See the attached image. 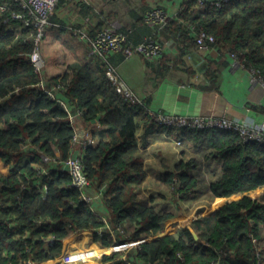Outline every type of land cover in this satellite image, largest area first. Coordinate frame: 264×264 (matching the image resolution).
I'll return each instance as SVG.
<instances>
[{
	"label": "trees",
	"instance_id": "trees-1",
	"mask_svg": "<svg viewBox=\"0 0 264 264\" xmlns=\"http://www.w3.org/2000/svg\"><path fill=\"white\" fill-rule=\"evenodd\" d=\"M1 2L7 6L0 10V21L21 11L12 0ZM198 7L196 0H182L175 15L159 29L144 22L148 8L132 26L139 29L140 39H133L128 29L120 31L133 43L164 34L176 44L180 57L199 46L196 31H206L215 37L209 46L232 54L264 82V0L219 5L207 1L202 9ZM11 24H15L12 29L0 25V163L4 166L0 170V264L55 259L70 235L86 230L103 246H110L113 238L128 243L144 237L135 246L104 254L102 262L107 264H264V202L246 195L194 219L190 226L197 238L188 226L171 227L154 237L175 215L159 212L150 204L152 197L139 195L146 170L136 131L142 124L149 133L157 123L141 103L117 90L100 59L96 64L71 62L60 75L44 78L30 60L35 29L21 27L19 21ZM115 53L120 55L114 58ZM123 58L121 52L107 56L113 66ZM156 61L152 71L157 77L171 68L169 59ZM187 72L192 75L191 69ZM205 75L210 78L212 71L208 68ZM41 79L59 89L72 114L78 113L82 127L99 115L107 124L106 138L86 144L82 156L84 172L105 204L104 216L72 186L62 166L83 142L72 141L76 129L69 113L37 89ZM168 129L180 131L178 138L195 150L172 174H162L170 185L176 177L178 193L207 191L214 199L264 185V143L247 140L234 130ZM42 155L51 160L42 163ZM212 160L218 161L217 169L208 167ZM206 173L211 175L208 182Z\"/></svg>",
	"mask_w": 264,
	"mask_h": 264
},
{
	"label": "crops",
	"instance_id": "crops-1",
	"mask_svg": "<svg viewBox=\"0 0 264 264\" xmlns=\"http://www.w3.org/2000/svg\"><path fill=\"white\" fill-rule=\"evenodd\" d=\"M181 2L182 0L59 1L41 42L43 77L49 79L60 75L71 62L97 63L89 54L87 41L74 34L73 27L82 28L89 36H94L110 22L114 23V20H118L120 29H128L127 32H132L133 39H140L139 29L132 30L137 16L144 14L145 10L151 7H163L174 16ZM107 3L111 5L109 9L105 7ZM13 27L15 24L8 26L10 29ZM159 40L163 44V53L159 58L162 61L169 59L171 65L166 74L157 77L152 71L158 65L157 61L148 62L137 54L129 57L123 55L124 58L115 66L124 86L132 90L140 99L147 101L151 111L182 116L208 115L213 112L217 116L237 119L264 131V82L251 70L244 67L232 54L223 52L215 46L207 48L197 46L180 57L172 39L160 34ZM118 55L120 53H115L112 57L117 58ZM188 68L191 69L192 75H188ZM208 68L212 71L210 78L205 75ZM200 84L205 85V89L200 88ZM100 119L101 117L88 125V130L92 132L96 141L106 138L107 124ZM179 133L178 130L169 131L168 128L161 126L154 127L146 133L142 124L136 131L138 151L142 155L146 170L139 195L142 198L152 197L153 201L150 204L155 208L158 203L165 202L173 203L179 209L182 199L197 198L203 194L210 196V192L207 191L199 192L197 195L189 191L182 195L169 187L170 181L166 175L164 179L162 178L165 171L172 172L181 164L185 155H195L192 144L188 141L182 142L178 138ZM178 140L180 144L177 143ZM202 163L205 165V162ZM207 164L214 169L219 166L218 161L214 160ZM0 170H4L1 163ZM210 178L209 173L204 177L206 182ZM90 191L94 194L98 192L93 186ZM263 193L264 185L244 192H235L229 197L214 198L203 208L212 214L226 201L236 200L245 195L264 202ZM92 206L103 216L107 212L101 196ZM89 232L75 233L71 238L76 236L78 238L75 239H83L80 243H88L86 238L91 243H97L93 240L92 232ZM166 232L163 230L154 237ZM67 242L68 238L64 242L63 251L69 248L67 244L69 245L70 242ZM99 246L103 247L101 244ZM101 253H104V249ZM49 264L52 263L49 261Z\"/></svg>",
	"mask_w": 264,
	"mask_h": 264
},
{
	"label": "built area",
	"instance_id": "built-area-1",
	"mask_svg": "<svg viewBox=\"0 0 264 264\" xmlns=\"http://www.w3.org/2000/svg\"><path fill=\"white\" fill-rule=\"evenodd\" d=\"M20 5L22 11L13 12L10 18L3 19L0 24H9L11 20H19L24 26H31L35 29L34 40L35 47L30 54V59L35 70L41 71L44 61L41 55V41L49 24V17L53 13L54 8L59 0H12ZM198 8L202 9L207 0H196ZM221 1L230 0H213L212 3L219 5ZM6 8V4L0 5V9ZM172 14L163 7H152L145 12L144 22L151 27L159 29L165 26ZM73 32L81 38L87 40L89 44L90 54L96 59L104 62L105 76L109 78L116 86L117 90L124 93L127 97L135 99V95L131 90L124 86L116 73V68L107 60L109 53L114 51L122 52L125 56L139 54L146 60H153L163 53L162 44L154 37H147L139 43L130 42L127 36L117 30V26L112 24L99 31L95 37H89L86 32L81 29L73 28ZM215 37L203 30L196 31V42L202 48H207ZM37 89L48 95L51 99H55L58 104L70 113L69 103L59 95V89L53 86H47L43 80L36 83ZM150 119L158 125L174 128H197V129H224L239 132L247 140H254L264 143V131L255 129L252 126L240 122L237 119H230L224 116H217L211 112L208 115L182 116L178 114H169L160 111H151L147 107ZM71 119L75 118V114L70 113ZM77 139L75 134L73 140ZM93 143V140L87 135V140L83 142L81 148L72 151V154L63 162V167L71 177V184L83 193V198L87 201H94L98 196L89 194L88 188L90 180L86 176L82 163V150L86 144ZM44 161L50 158L42 155ZM136 242L127 243L123 248L131 247ZM85 255L81 251H66L60 257L61 264H81V256Z\"/></svg>",
	"mask_w": 264,
	"mask_h": 264
},
{
	"label": "rangeland",
	"instance_id": "rangeland-1",
	"mask_svg": "<svg viewBox=\"0 0 264 264\" xmlns=\"http://www.w3.org/2000/svg\"><path fill=\"white\" fill-rule=\"evenodd\" d=\"M105 7H106V9H109V7H111L110 3L105 4ZM113 22L119 28L118 20H114ZM177 143L180 144V140H178ZM188 157H189V155H185L184 159L181 161V163H184L186 160H188ZM36 166L38 167V164ZM172 172H174V169ZM172 172H171V174H172ZM207 174L208 173H206L205 175H207ZM176 186H178V182H177V179L175 177L173 185L169 184V187L173 191H176V189H175ZM205 186H206V184H202V188ZM211 200H212V198L207 194H203L201 197H197V198L192 197V198H188V199H182L180 202V205H179L180 206L179 209L176 208L173 203L172 204H166L165 202L158 203L156 208L158 209L159 212L170 211V212L176 214L175 217L166 221L164 230L168 232L171 227L177 228V227L190 226V224L194 221V219L201 217V216L209 215L208 210L207 209L204 210L203 207H204V205L205 206L209 205ZM86 231L89 232V230H86ZM99 231H100V229H99ZM129 231H131V229H129ZM162 235H163V233L160 234V236H162ZM69 237L70 238H68L67 243L70 242L71 244L70 243H69V245L67 244V246H69L67 251L74 249V251H76V252L81 251L82 253H85V255L81 256L82 264H107L106 262H102V256L105 253L113 251L114 249L123 248L120 246V244H118L116 242L112 243L108 247L102 245L103 247L101 248L99 246L100 243H98V242L97 243H91L88 240V238H86L87 239L86 241H88V243H85V242L80 243L83 239H75V238H78L76 236H74V238H71L72 237L71 235ZM137 241H139V240H137ZM91 245H92V247H91ZM103 249H104V253H101V250H103ZM65 252H66V250H64L60 255H62ZM60 257H58L57 259H55L51 263L61 264L60 263ZM29 264H49V262H44V263L29 262Z\"/></svg>",
	"mask_w": 264,
	"mask_h": 264
},
{
	"label": "clouds",
	"instance_id": "clouds-1",
	"mask_svg": "<svg viewBox=\"0 0 264 264\" xmlns=\"http://www.w3.org/2000/svg\"><path fill=\"white\" fill-rule=\"evenodd\" d=\"M68 1H73V0H68ZM13 2V1H12ZM207 2V1H206ZM211 2V1H210ZM3 4H6V6H7V3L6 2H1L0 3V5H3ZM57 4H58V2H57ZM57 4H56V6H57ZM20 6V5H19ZM55 6V7H56ZM152 8V7H151ZM55 9V8H54ZM1 10V9H0ZM21 11H22V8H21ZM53 13H54V11H53ZM52 13V14H53ZM51 14V15H52ZM51 15H50V17H51ZM50 17H49V23H50ZM173 17V16H172ZM11 21H17V20H11ZM19 21V20H18ZM19 23H21V25L24 27V28H32L33 29V27H31V26H24L23 25V23L22 22H20L19 21ZM112 24H114V23H109L108 25H106L105 27H108V26H111ZM0 25H6L7 27L9 26V25H11V22L7 25V24H0ZM49 25V24H48ZM105 27H103L102 29H104ZM74 29H77V28H75V27H73ZM79 29V28H78ZM82 29V28H81ZM101 29V30H102ZM84 30V29H83ZM101 30H99V31H101ZM117 30L118 31H120V28H118L117 27ZM98 31V32H99ZM86 32V31H85ZM97 32V33H98ZM121 32V31H120ZM96 33V34H97ZM75 34V33H74ZM87 34V33H86ZM78 35V34H77ZM88 35V34H87ZM79 36V35H78ZM89 36V35H88ZM127 36V35H126ZM89 37H93V36H89ZM83 39V38H82ZM85 40V39H84ZM157 41H159L161 44H162V42L159 40V39H156ZM87 41V40H86ZM42 42V41H41ZM88 43V42H87ZM198 44V43H197ZM34 47H35V40H34ZM88 47H89V44H88ZM162 47H163V44H162ZM34 49V48H33ZM33 51V50H32ZM114 52H119V51H114ZM122 53V52H121ZM31 54V53H30ZM89 54H90V51H89ZM110 54V53H109ZM108 54V55H109ZM42 55V54H41ZM91 55V54H90ZM124 55V54H123ZM135 55V54H134ZM137 55H139V54H137ZM162 55V54H161ZM161 55L159 56V57H161ZM92 56V55H91ZM125 56V55H124ZM132 56V55H131ZM125 57H129V56H125ZM142 57V56H141ZM159 57H157V58H159ZM92 58L96 61L97 59L95 58V57H93L92 56ZM143 58V57H142ZM157 58H155V59H153V60H150V61H155ZM31 60V59H30ZM146 60V59H145ZM146 61H149V60H146ZM32 62V61H31ZM33 64V63H32ZM34 66V65H33ZM35 68V67H34ZM43 68V67H42ZM116 68V67H115ZM37 71V70H36ZM41 71H42V69H41ZM41 71H38V72H41ZM117 73V72H116ZM253 73V72H252ZM254 74V73H253ZM118 76V75H117ZM41 80H45V79H41ZM262 81V80H261ZM45 82V81H44ZM130 90V89H129ZM132 91V90H131ZM133 92V91H132ZM133 94L135 95V99H132V100H134V101H137V102H139V103H141L142 105H143V107L146 109V107L149 109V107H148V104L147 103H145V102H143V101H145V100H142V99H140L134 92H133ZM131 99V98H130ZM69 106H70V104H69ZM63 109V108H62ZM70 110H71V107H70ZM150 110V109H149ZM146 111H148L147 109H146ZM67 112V111H66ZM69 113V112H68ZM70 113L72 114V112L70 111ZM70 113H69V115H70ZM148 113V112H147ZM70 119H71V117H70ZM71 121H72V123H73V125H74V127H75V129H76V135H77V139L75 140L76 142H78V141H82V142H84V141H86L87 140V135L93 140V143L95 142V137H93L92 136V134H91V131L89 130L88 131V125L91 123V121H90V123L88 124V125H86L85 127H82V124L80 123V121H79V118H78V113L77 114H75V118L74 119H71ZM155 123V122H154ZM156 124V123H155ZM156 126H161V125H158V124H156ZM80 127V128H79ZM161 127H164V126H161ZM166 128H170V127H166ZM74 134V135H75ZM74 135H73V137H74ZM72 141H74L73 140V138H72ZM79 143V142H78ZM93 143H90V144H93ZM81 148V145L79 144V146H77V147H75V148H73L72 150H71V152H70V155L72 154V151H76V150H78V149H80ZM82 156H83V150H82ZM69 157V156H68ZM41 158H42V156H41ZM50 158V157H49ZM51 160V158L48 160V161H44L43 160V158H42V163L43 162H49ZM62 166H63V164H62ZM41 166L40 165H38V168H40ZM64 168V167H63ZM84 169V168H83ZM43 170H44V168H43ZM66 170V169H65ZM87 176V175H86ZM88 177V176H87ZM90 180V179H89ZM90 188H91V181H90V186H89V188H88V192H89V194H94V193H92L91 191H90ZM177 191V190H176ZM96 195L98 196L96 199H98L101 195H100V193L99 192H97L96 193ZM95 199V200H96ZM94 200V201H95ZM94 201H92V205H93V202ZM150 237H152V236H150ZM137 241V240H136ZM136 241H133V242H136ZM142 241H144V237H141L140 239H139V241H137L136 242V244H138L139 242H142ZM114 242H116V243H118V244H120V246L122 247L123 245H125V244H127V243H120V242H118L115 238H113V242L112 243H114ZM128 243H132V242H128ZM135 244V245H136ZM135 245H132V246H135ZM131 246V247H132ZM106 247H108V246H106ZM128 248H130V247H128ZM124 249H127V248H119V249H114V250H124ZM72 250H74V249H72ZM72 250H69V251H72ZM113 250V251H114ZM111 252V251H110ZM109 253V252H108ZM106 254V253H105ZM61 256V255H60ZM60 256H58V257H60ZM58 257H56L55 259H57ZM55 259H52V261H54ZM49 261H51V260H49ZM49 261H47V262H49ZM35 263H38V262H35ZM53 264V263H52ZM82 264V263H81Z\"/></svg>",
	"mask_w": 264,
	"mask_h": 264
},
{
	"label": "water",
	"instance_id": "water-1",
	"mask_svg": "<svg viewBox=\"0 0 264 264\" xmlns=\"http://www.w3.org/2000/svg\"><path fill=\"white\" fill-rule=\"evenodd\" d=\"M207 1H213V0H207ZM99 118H100V115L97 116L95 119H92L91 122L93 123V122H95L96 120H98ZM188 227H189L190 231L192 232L193 236H194L195 238H197L198 235H197V233L195 232V230H194L191 226H188Z\"/></svg>",
	"mask_w": 264,
	"mask_h": 264
}]
</instances>
